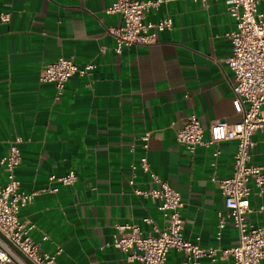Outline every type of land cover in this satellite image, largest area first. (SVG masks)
<instances>
[{
  "label": "crops",
  "instance_id": "1",
  "mask_svg": "<svg viewBox=\"0 0 264 264\" xmlns=\"http://www.w3.org/2000/svg\"><path fill=\"white\" fill-rule=\"evenodd\" d=\"M116 1L0 0V160L21 137L16 176L24 191L59 186L49 182L51 175H77L74 185L39 194L20 218L35 225L31 238L42 253L62 250L56 264H139L127 261L114 241L118 225H137L154 236V228L165 226L158 202L136 195L129 184L134 177L136 188H150L149 175L132 169L147 157L151 170L182 196L184 238L201 248L231 249L239 233L231 219L219 230V214L226 212L219 183L232 175L237 142L200 146L191 154L176 140L193 115L201 120L205 141L214 123L243 120L226 64L232 55L226 35L235 29L228 3L144 0L156 3L147 20L171 17L172 30L157 33L152 45L117 53L110 31L122 20L107 13ZM260 9L264 13V0ZM60 58L94 69L73 76L57 99L54 85L40 78ZM254 141L251 164L264 166V132ZM5 180L0 166V184ZM251 206H264V193L253 195ZM250 219L259 221L256 214ZM183 258L172 250L166 264ZM231 263V257L201 261Z\"/></svg>",
  "mask_w": 264,
  "mask_h": 264
},
{
  "label": "built area",
  "instance_id": "2",
  "mask_svg": "<svg viewBox=\"0 0 264 264\" xmlns=\"http://www.w3.org/2000/svg\"><path fill=\"white\" fill-rule=\"evenodd\" d=\"M225 1L235 23V29L226 35L232 44V55L226 64L235 76L234 106L238 113L243 114V120L234 125L225 121L214 123L210 139L205 141L201 120L193 115L176 132V140L191 154L200 146L237 142L232 175L219 183L226 210L224 214H219V230H223L227 219H231L239 233L238 244L231 249L201 248L186 240L183 235L185 221L182 209L185 204L182 196L154 173L147 157H143L132 169L135 172L140 168L149 175L150 188H136L134 177L129 184L134 187L136 195L158 202L165 226L162 230L154 228L157 232L154 236L144 235L137 225H118L119 236L114 241V247L122 251L130 263L166 264L172 250L184 255L181 264H201L203 259L215 263L219 257H231V264H261L264 260V206L258 209L251 206V197L264 193V166L251 164L256 147L254 136L264 132V13L260 9L261 0ZM155 6L156 3L151 1L117 0L107 10L109 15H118L122 20L120 28L110 31L116 39L117 53L124 48L152 45L157 42V33L172 30L174 23L171 17L157 23L147 20L148 13ZM1 20L6 22L9 18L2 15ZM106 50V47L101 49L102 53ZM93 69V65L79 69L73 59L60 58L44 67L40 79L42 83L53 84L57 99H60L73 76H86ZM149 139V134L142 137L145 149L149 147ZM23 143L24 139L17 137L0 160L6 174L5 183L0 184V264H29L17 251L32 264H56L62 250L54 255L42 253L41 245L31 238L35 225L23 222L20 212L39 194L57 193L59 186L74 185L77 175L74 171L63 176L51 175L49 182L59 186L24 191L16 176V169L22 162L20 146ZM219 155L220 151L216 150L214 157ZM253 214L259 217L257 223L250 219ZM144 222L152 224L150 218L144 219Z\"/></svg>",
  "mask_w": 264,
  "mask_h": 264
},
{
  "label": "water",
  "instance_id": "3",
  "mask_svg": "<svg viewBox=\"0 0 264 264\" xmlns=\"http://www.w3.org/2000/svg\"><path fill=\"white\" fill-rule=\"evenodd\" d=\"M29 264H32L31 263V261L28 259V258H26L25 256H23L19 251H17Z\"/></svg>",
  "mask_w": 264,
  "mask_h": 264
}]
</instances>
